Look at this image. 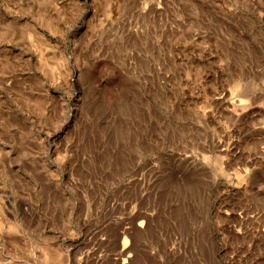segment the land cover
<instances>
[{"label":"rangeland","instance_id":"1","mask_svg":"<svg viewBox=\"0 0 264 264\" xmlns=\"http://www.w3.org/2000/svg\"><path fill=\"white\" fill-rule=\"evenodd\" d=\"M0 264H264V0H0Z\"/></svg>","mask_w":264,"mask_h":264}]
</instances>
